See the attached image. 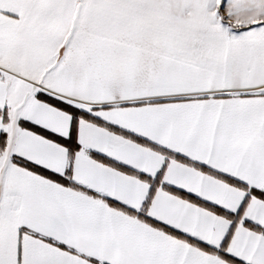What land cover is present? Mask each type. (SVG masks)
Here are the masks:
<instances>
[{"label": "snow or ice", "instance_id": "snow-or-ice-1", "mask_svg": "<svg viewBox=\"0 0 264 264\" xmlns=\"http://www.w3.org/2000/svg\"><path fill=\"white\" fill-rule=\"evenodd\" d=\"M0 264H264V0H0Z\"/></svg>", "mask_w": 264, "mask_h": 264}]
</instances>
